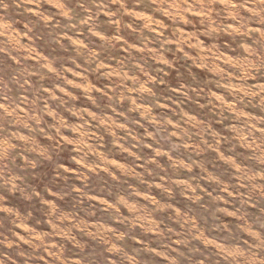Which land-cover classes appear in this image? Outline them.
Instances as JSON below:
<instances>
[{
  "label": "rangeland",
  "instance_id": "rangeland-1",
  "mask_svg": "<svg viewBox=\"0 0 264 264\" xmlns=\"http://www.w3.org/2000/svg\"><path fill=\"white\" fill-rule=\"evenodd\" d=\"M0 264H264V0H0Z\"/></svg>",
  "mask_w": 264,
  "mask_h": 264
}]
</instances>
